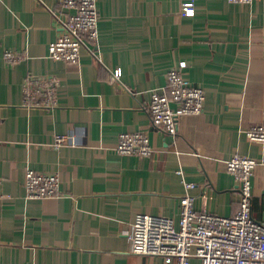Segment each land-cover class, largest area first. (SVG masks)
Segmentation results:
<instances>
[{
    "label": "crops",
    "instance_id": "0c3cea01",
    "mask_svg": "<svg viewBox=\"0 0 264 264\" xmlns=\"http://www.w3.org/2000/svg\"><path fill=\"white\" fill-rule=\"evenodd\" d=\"M185 1L195 2V15L183 13ZM98 5L94 52L84 48L70 63L49 52L61 33V0H0V264H165L130 250L136 214L177 217L185 179L198 184L197 210L231 216L240 193L225 160L264 159V146L245 134L264 124V0ZM10 50L14 62L4 57ZM181 60L206 101L201 113L179 118L174 136L152 125L149 104ZM28 74L58 78L54 107L24 104ZM125 131L146 132L155 152H117ZM58 134L67 137L61 147L53 146ZM27 166L58 173L60 193L28 197ZM252 180L253 213L262 220L263 163Z\"/></svg>",
    "mask_w": 264,
    "mask_h": 264
},
{
    "label": "built area",
    "instance_id": "2783aa9c",
    "mask_svg": "<svg viewBox=\"0 0 264 264\" xmlns=\"http://www.w3.org/2000/svg\"><path fill=\"white\" fill-rule=\"evenodd\" d=\"M251 4L256 0H228ZM61 12H55L61 33L49 46L50 56L70 63H78L84 48L93 47L100 34L98 0H61ZM183 13L195 15L194 1H185ZM9 62L18 54L7 51ZM185 60L174 65L167 74L163 88L151 94L149 112L152 125L167 134L176 136L179 118L185 114H199L204 110L206 93L200 84L188 79L183 69ZM121 69L114 72L119 78ZM58 78L28 74L23 83L24 104L31 108H52L56 105ZM247 138L264 146V124H256L245 130ZM67 142L66 135L58 134L53 146ZM120 154L150 157L156 150L144 131L121 132L116 146ZM249 155L234 154L227 160V170L237 178L240 205L237 212L224 216L197 210L196 195L192 192L198 184L183 179L186 192L181 198L177 217L137 213L132 224L130 250L142 255L161 256L165 264H264V219L253 213V175L259 163ZM183 174V170L177 171ZM60 175L45 173L27 166L24 186L28 197H50L60 193ZM196 260L197 262H193Z\"/></svg>",
    "mask_w": 264,
    "mask_h": 264
}]
</instances>
